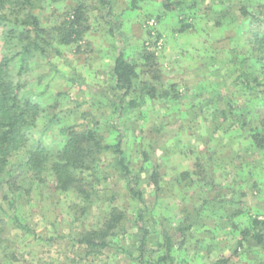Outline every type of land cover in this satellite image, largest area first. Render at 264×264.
<instances>
[{
    "label": "rangeland",
    "instance_id": "obj_1",
    "mask_svg": "<svg viewBox=\"0 0 264 264\" xmlns=\"http://www.w3.org/2000/svg\"><path fill=\"white\" fill-rule=\"evenodd\" d=\"M129 1L114 0L120 30L112 36L99 1L82 0L90 25L84 39L67 47L53 40L61 55L48 48V56L30 59L23 93L34 94L44 108L31 142L42 140L59 149L66 142L62 129L74 126L95 128L113 143L117 133L112 128H119L130 164L142 169L145 198L158 222L149 240L153 252L160 251L161 232L189 212L197 218L177 253L179 262L186 260L181 264H264V245L246 243L235 253L238 229L250 225L251 217L264 221V151L253 146L248 132L229 129L235 118L228 114L226 120L219 113L225 109L236 115L256 105L257 93L243 84V75L255 69L250 39L264 25L244 16L241 7L247 4L261 13L264 0H199L195 7L194 0H176L182 6L172 11L165 9V0H145L130 11ZM77 2L45 3L37 11L42 27L61 22ZM3 32L0 27V59L7 49ZM120 51L140 65L147 55H155L159 92L176 85L182 98L169 102L160 95L146 96L144 105L117 120L110 76ZM143 151H148L149 162H144ZM155 168L161 175L160 192L148 186ZM188 172L192 178L182 176ZM86 177L89 199L59 191L50 175L44 182L26 175L14 191L0 186V264H137L127 253L132 250L128 237H116L115 248L102 253L76 242L99 229L111 207L119 206L131 217L140 207L127 196L113 155L103 157L95 177Z\"/></svg>",
    "mask_w": 264,
    "mask_h": 264
},
{
    "label": "trees",
    "instance_id": "obj_2",
    "mask_svg": "<svg viewBox=\"0 0 264 264\" xmlns=\"http://www.w3.org/2000/svg\"><path fill=\"white\" fill-rule=\"evenodd\" d=\"M48 1L55 3L61 0H0V27L4 29L3 38L7 46L5 55L0 59V186L7 185L9 190L14 191L18 188L17 181L20 178L25 179L26 175H32L33 179L39 182H44L43 177L50 175L55 178L59 191H74L85 194L89 199L88 189L91 183L86 175L95 177L103 157L113 155L114 168L126 181L127 196L140 207L133 217L119 206L111 207L100 228L80 235L76 242L94 253H102L115 248L116 237L123 236L131 241L132 250L127 253L130 257L134 255L137 264L185 263L186 260L179 262L177 253L183 248L197 216L192 219V214L186 212L183 219L180 217L175 221V225L172 224L161 232L160 251L153 252L149 248L150 237L156 231L155 225L158 222L145 198L142 169L137 171L130 164L124 148L125 135L121 134L119 128H112L117 133L113 143L107 142L95 128L78 130L74 126L62 129L66 142L59 149L50 148L42 140L31 142V139L34 141V130L38 127L44 108L34 99V94L23 93L26 86L23 79L28 73L30 59L37 55L48 56V48L61 55V50L52 46L53 40L60 46L75 45L84 39L90 29L86 5L82 0H77L78 2L63 14L61 22L45 29L37 11L43 9ZM98 1L100 9L106 12L102 15V21L109 26V33L114 36L120 30L117 17L114 19V0ZM142 1L145 0H130L127 10L138 9ZM195 1L199 0H194L192 7L196 6ZM181 6L180 1L165 0L166 10H176ZM249 6L244 4L241 13L254 23L264 25V10L261 13L258 10L250 11ZM251 36L250 46L256 64L252 62L255 69L243 75V84L257 93L254 96L256 105L236 115L225 109H220L219 113L224 115L226 120H229L228 114L235 118L236 121L229 124V129L240 128L248 132L253 146L264 151V31L255 30ZM145 59L146 63L140 65L129 60L123 51L115 58L110 76V90L116 96L111 106L117 120L144 105L146 96L155 99L160 95V98H166L169 102H176L183 96L176 85L164 86L162 92H159L156 81L160 79V71L155 63L156 57L150 54ZM15 65L16 75L13 73ZM146 73L152 76L148 77ZM232 107L230 104L229 108ZM23 151L26 156H20ZM15 157L19 159L14 160ZM143 157L144 162L150 161L148 151H143ZM17 168L25 175L17 173ZM192 175L191 172L182 174L186 178H192ZM198 177L202 178L203 175L198 173ZM148 181V186L157 192L161 191V175L156 168L150 173ZM192 182L195 181L189 184ZM199 212L200 210L197 211ZM18 221L15 219V224L30 231ZM250 222L247 227L238 229L240 240L236 254L246 243L264 245V221L251 217ZM0 223L3 221L0 220ZM214 264H228V261L218 260Z\"/></svg>",
    "mask_w": 264,
    "mask_h": 264
}]
</instances>
